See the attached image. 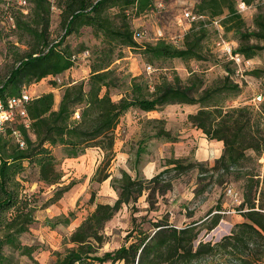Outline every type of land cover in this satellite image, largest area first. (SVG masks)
I'll use <instances>...</instances> for the list:
<instances>
[{
    "label": "trees",
    "instance_id": "obj_1",
    "mask_svg": "<svg viewBox=\"0 0 264 264\" xmlns=\"http://www.w3.org/2000/svg\"><path fill=\"white\" fill-rule=\"evenodd\" d=\"M28 1L32 5L28 18L16 17L14 28L24 35L29 34L33 43L0 81V95H18L23 86L60 75L73 67L76 61L71 60V56L85 51V47L81 45L79 51L73 53L64 41L66 36L79 33L80 28H90L100 45L92 51L87 78L60 84L50 81L53 87L62 88L57 104L51 91L31 97L25 105L28 127L18 120L0 131V264H18L14 253L40 264L32 256L35 245L21 241V236L36 221V191L30 192L25 185L27 180L21 177L28 166L37 169L34 181L57 186L50 199L52 202L71 185L60 186L63 173L53 150L59 149L63 158H77L88 148L97 147L104 153L101 162L104 173L97 177L101 182L109 176L106 170L114 154V132L123 114L130 109L152 112L169 104L197 105L196 111L187 118L207 139L222 143L221 154L212 165L170 158L166 168L149 179L133 178L122 171L120 177L113 180L116 199L110 204L96 203L89 215L65 237L64 249L53 252L55 257L50 264H199L206 257L214 259L212 264H264V169L260 170L262 164L258 162L264 153V97L257 106L233 105L231 101L241 93L242 87L231 78L235 73L232 61L207 59L209 43L217 33L214 21L224 35L232 32L239 42L233 52L243 59H251L264 49V11L259 9L252 18L253 28L247 29L237 9L238 2L258 6L259 0H197L193 10L198 18L189 22L180 47L163 38L145 44L136 41L137 31L129 26L126 11L140 13L147 9L149 0H54L60 9L64 33L51 42L48 30L51 1ZM112 9L116 10L113 13L118 21L109 15ZM123 47L138 52L149 66L156 65L158 72L152 77L145 73L130 76L128 84L119 89L125 77H119L112 65L123 57ZM172 59L186 64L220 62L227 75L214 85H205L200 70L189 69L184 78L174 69L162 70ZM246 73L264 79V66ZM114 88L123 90L117 99L112 98ZM14 131L19 133L23 146ZM153 136L175 140L162 125L156 126ZM189 169L197 171L199 180V186L194 189L195 197L209 184H228L229 177L238 182L241 199L234 209L242 216V221L235 222L216 242L197 239L198 229L205 227L206 232H210L223 218L224 210L218 201L203 217L181 227L168 223L167 216L150 221L148 227L133 221L125 237L127 243L98 253L104 240L105 223L123 205H134L145 193L146 201L153 206L156 194L169 189L171 180ZM93 197L91 193L92 202ZM192 215L190 210L188 216ZM70 217L73 218V213L57 223L68 224Z\"/></svg>",
    "mask_w": 264,
    "mask_h": 264
},
{
    "label": "rangeland",
    "instance_id": "obj_2",
    "mask_svg": "<svg viewBox=\"0 0 264 264\" xmlns=\"http://www.w3.org/2000/svg\"><path fill=\"white\" fill-rule=\"evenodd\" d=\"M51 1L49 41L58 39L64 33L60 25V9ZM149 6L144 11L137 13L127 10V20L133 31L140 33L136 41L141 44L151 43L158 38L171 42L180 47L182 45V35L189 28V22L185 19L183 13L186 10L192 11L197 0H149ZM27 12L23 13L18 7L16 0H2L0 2V81H3L9 71L16 65L17 60L24 55L31 47L32 37L24 35L21 31L14 28L16 17L27 19L31 3L27 0ZM258 6H248L243 10L242 17L245 19L247 29H252V18L261 9L264 11V0H259ZM115 9H112L109 15L118 21L114 15ZM27 17V18H26ZM217 28L216 37L209 43L210 53L207 59L219 58L222 62L232 61L231 67L235 73L231 78L238 82L242 87L241 93L231 102L233 105L251 104L257 106L259 101L256 99L264 97V79L255 78L246 72L253 68L264 66V49L258 55L251 59H243L241 62L228 59L218 46L216 41L222 39L230 42L233 48H237L239 42L235 39L232 32L224 35L217 21L213 22ZM66 44L71 47L73 53L79 51L84 45L85 50L89 52L87 58H78L74 68L68 73L44 78L39 82L31 83L26 86L27 92L32 97L49 89L54 93L55 104L58 103L61 96V87H53L51 80H56L58 84L67 82L73 78H80L89 74V64L92 51L95 46L100 45L92 30L87 27L80 28V32H74L65 37ZM123 57L121 60L114 61L112 67H116V74L122 78L125 77V83L119 89L128 84L130 76L145 73L153 76L158 72L156 65H151L152 70L146 72L147 63L138 52L123 47ZM174 69L181 78L188 75V70L202 71L204 84L214 85L218 83L227 72L219 63L211 62H182L179 59L168 60L162 70L170 71ZM112 90V98L117 99L122 93L116 88ZM197 105H179L169 104L161 110L144 112L139 109H130L120 118V123L115 129V144L113 147V156L110 159L106 172L109 176L103 181H97V177L104 173L101 162L104 153L97 147L88 148L84 154L77 158H63L59 149H54L53 153L59 159L58 167L63 173L60 186L69 185L62 196L50 202L57 188L56 185L44 186L35 180L37 169L34 166H28L21 177L26 179L25 185L29 191H36L35 211L36 221L31 225L28 232L21 236V241L25 244L35 245L36 249L32 254L33 258L40 264H50L54 259V251L64 249L63 241L65 237L73 231L82 219L89 215L94 209L95 204L112 203L117 196L113 187V180L119 178L122 171H127L133 178L149 179L156 173L166 168V161L170 158H180L191 162H206L212 165L213 161L222 152V143L220 141L209 140L201 130L196 129L188 120L187 115L195 112ZM160 119V123L152 120ZM162 125L163 128L174 137L175 140L166 141L153 136L156 126ZM142 148L143 150L139 149ZM251 155L253 153L250 151ZM262 164L260 170L264 169V153L258 159ZM100 168L97 176H94L97 169ZM171 187L162 194H156V202L150 206L146 201L145 193L141 195L134 205H123L116 214L104 225V240L98 248V253L112 251L115 248L127 243L126 234L132 228L133 221L137 225L149 226L150 221H156L157 218L168 217V223L179 227L188 224L191 220H197L203 217L208 209L221 201L224 210L223 218L218 226L206 232L205 227L198 229L197 239H205L216 242L219 238L227 234L235 222L242 221V216L236 212L234 206L240 201L239 183L234 182L230 177L228 184L217 185L209 184L201 195L195 197L194 189L199 186L197 171L189 169L183 174L174 177ZM202 186V185H200ZM205 187V186H204ZM91 193L94 195V201L89 198ZM193 211L192 216H188ZM73 213L68 224L59 221L64 216H70ZM134 217V218H133ZM14 258L18 264H34L26 256H18L14 253ZM214 259L206 257L199 264H212ZM109 264V263H106ZM113 264H123L116 262Z\"/></svg>",
    "mask_w": 264,
    "mask_h": 264
},
{
    "label": "built area",
    "instance_id": "obj_3",
    "mask_svg": "<svg viewBox=\"0 0 264 264\" xmlns=\"http://www.w3.org/2000/svg\"><path fill=\"white\" fill-rule=\"evenodd\" d=\"M16 3L18 4V7L22 10V12H27V0H16ZM248 6L244 4V2H238L237 3V9L240 13L243 12V10L247 9ZM185 19L188 20V22L196 20L198 18V15L192 13V11L186 10L183 13ZM140 33L137 31L135 37H139ZM216 46L219 47L220 51L228 57L230 60H234L236 62H241L243 60V57L237 53L233 52V47L230 44V42H226L222 39H219L216 41ZM89 52L87 50L82 51L80 53H77L75 55L71 56V60L77 61L78 58H87ZM146 72H150L152 70L151 66L146 65L145 67ZM32 96L29 92H27L26 86H23L19 92L18 95L14 96H2L0 95V131H3L6 126L12 125L15 121H22L26 127H28V119H27V112L25 105L30 100ZM259 102L261 100L260 96H257L256 98ZM78 117V112L75 113V118ZM16 139L19 141V144L23 146L24 142L21 139L19 133L17 131L13 132Z\"/></svg>",
    "mask_w": 264,
    "mask_h": 264
},
{
    "label": "crops",
    "instance_id": "obj_4",
    "mask_svg": "<svg viewBox=\"0 0 264 264\" xmlns=\"http://www.w3.org/2000/svg\"><path fill=\"white\" fill-rule=\"evenodd\" d=\"M118 61H119V60H118ZM87 67H89V66H87ZM71 68H74V66H73V67H70L69 69H67V70H65V71H63L61 74L68 73V72L70 71ZM88 72H89V71H88ZM88 76H89V75L87 74V76H82V77H80V78H75V79H74L73 76H72L71 80H68L66 83H69V82H75L76 80L87 78ZM48 77H50V76H47V77H45V78H48ZM46 91H50V90L47 89V90H45V91H42L40 94L45 93ZM40 94H37V95H35V96H38V95H40Z\"/></svg>",
    "mask_w": 264,
    "mask_h": 264
}]
</instances>
